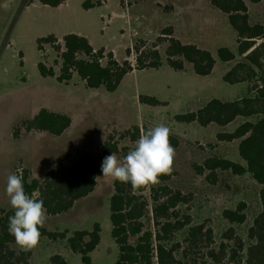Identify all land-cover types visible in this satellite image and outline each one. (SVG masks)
Returning a JSON list of instances; mask_svg holds the SVG:
<instances>
[{"label":"rangeland","instance_id":"374dc122","mask_svg":"<svg viewBox=\"0 0 264 264\" xmlns=\"http://www.w3.org/2000/svg\"><path fill=\"white\" fill-rule=\"evenodd\" d=\"M86 1L66 0L58 7H50L39 0H0V206L12 209L5 193L9 174L21 171L23 176L28 171L30 179H42L55 164L66 162L67 155L99 152L111 134L124 133L134 126L147 130L163 123L170 128V137L178 139V146L171 144L175 149L171 179L148 185L145 195L151 201L150 208L152 187L167 185L190 195L189 203L178 206L180 214L191 217V226L206 223L213 229L212 247L216 251L223 243L229 248L235 246L233 241L224 239L228 229L234 228L235 235L245 244L240 252L245 264L247 248L254 243L248 237L249 228L262 210V186L250 173L237 176L230 171H218L217 181L213 182L207 177L209 172L200 175L194 165H203L211 157L246 165L239 154L240 140L224 142L217 136L235 131L246 120L256 122L258 118L239 117L225 127L217 124L203 127L197 122L179 123L175 119L176 115L197 111L215 98L236 101L253 95L247 83L224 81L225 74L243 60L237 51V33L227 16L210 0H99L103 3L101 6L85 9ZM167 27L173 28L174 36L182 43L194 44L212 53L216 65L210 75H197L187 62L182 71L167 64L168 45L158 42ZM70 33L87 37L95 49L112 52L119 62L127 59V49L136 43L145 41L148 46L156 43L162 66L134 70L115 92H107L103 87L87 88L76 73L68 84L59 83L56 77L62 60L51 45L44 44L39 50L38 40L54 34L63 43V37ZM221 47L230 48L236 59L222 62L217 54ZM129 59L135 63V54ZM40 62L53 67L57 76H41ZM106 62L103 60L104 65ZM141 95L157 97L166 104H141ZM42 108L70 116V128L60 136L23 131L15 139V129L24 120L33 119ZM119 142L121 152L116 155L122 159V149L127 147L129 152L136 142L130 139ZM114 182L110 177L101 176L91 195L64 214L47 215L42 228L52 232L68 230L71 236L77 230L91 231L99 223L101 242L91 254L92 264H115L119 249L111 234L110 220ZM242 202L246 203L244 223H231L224 218L225 210H236ZM145 222L147 227L152 226V215ZM191 226L176 233L174 242L184 244ZM31 252L30 264H50L51 257L57 254L70 264H82L81 255L70 249L67 239L54 242L41 237ZM198 252L199 255H192L197 264L209 262L206 249ZM176 255L183 259L181 251Z\"/></svg>","mask_w":264,"mask_h":264},{"label":"trees","instance_id":"16d2710c","mask_svg":"<svg viewBox=\"0 0 264 264\" xmlns=\"http://www.w3.org/2000/svg\"><path fill=\"white\" fill-rule=\"evenodd\" d=\"M258 2L259 0H253ZM43 5L58 7L66 0H39ZM99 0L84 2L85 9L101 6ZM211 4L224 13L231 27L237 33V51L243 60L232 67L224 76V81L230 84L247 83L249 92L253 95L236 101L212 99L195 112L179 114L175 119L179 123L197 122L203 127L217 124L225 127L241 117L257 121L246 120L233 132L219 133V141L233 142L240 140L239 154L246 165L220 157L208 158L203 165H194L200 175L209 172L208 179L217 181L218 171H230L234 175L242 176L250 173L254 180L262 186L260 200L262 210L249 228L248 237L254 243L247 248L245 264H264V25L250 23L249 8L244 0H211ZM63 43L51 34L38 40L39 50L44 44L51 45L62 60L60 74L57 76L53 67L44 62L38 64L43 77H56L59 83L68 84L76 73L86 84L87 88L103 87L107 92H115L124 78L134 70L160 68L162 56L156 43L145 41L136 43L127 49V59L119 62L112 52L106 53L104 48L95 49L85 36L70 33L63 37ZM158 42H166L167 64L176 71L185 69V63L192 65L194 72L200 76L210 75L216 65V60L209 50L194 44H184L174 36L172 27L162 30ZM135 54V63L129 58ZM222 62H232L236 54L228 47H221L217 51ZM107 60L103 64V60ZM141 104L149 106L164 105L157 97L141 95ZM72 119L62 113L42 108L33 119L24 120L14 131V138L21 137L23 131L47 132L54 136L62 135L70 128ZM141 128L134 126L121 134H111L96 153L84 152L77 155H67L66 162L55 164L42 179H30L25 171L23 183L25 191L31 196L39 193L47 209V215L57 216L70 211L78 201L91 195L102 176L101 163L105 156L112 152H121L120 140L139 139ZM118 136V139H117ZM174 147L178 146V139L170 137ZM126 156L129 148L125 147ZM173 173L161 175L159 181L167 182ZM148 185L133 190L131 184L114 182V194L110 199V220L112 237L119 249V256L115 264H197L192 255H199L206 249L205 257L209 262L205 264H243L240 252L245 249L243 240L235 235V229L230 228L224 234V239L233 241L235 246L229 248L226 244L216 251L214 232L206 223L191 226L189 215L182 216L178 211L181 203H189L190 195L180 190H174L167 185L151 188V200L145 192ZM246 203L242 202L236 210L227 209L223 216L231 223L242 224L246 221ZM14 214L13 209L0 206V264H30L32 252L14 251L15 239L8 232V217ZM152 215V226L147 227L146 218ZM151 220V219H150ZM191 226L184 244L175 243L176 233ZM41 237L51 241L67 239L70 249L81 255L82 264H92L91 254L101 242V225L95 223L91 231L77 230L71 236L69 231L52 232L40 228ZM135 239V242L132 240ZM182 252L183 259L177 257ZM199 254H198V253ZM240 257V258H239ZM228 260L226 261V259ZM50 264H70L63 256L57 254L51 257Z\"/></svg>","mask_w":264,"mask_h":264},{"label":"clouds","instance_id":"9594fccd","mask_svg":"<svg viewBox=\"0 0 264 264\" xmlns=\"http://www.w3.org/2000/svg\"><path fill=\"white\" fill-rule=\"evenodd\" d=\"M264 61V58H262ZM171 130L161 123L141 130L135 148L122 159L115 153L105 156L101 163L103 177H110L138 190L149 184L159 183L161 175L173 171L175 149L170 143ZM5 193L14 214L8 217V232L15 239L16 254L27 253L38 246L40 228L47 220V209L38 192L28 195L21 174H9Z\"/></svg>","mask_w":264,"mask_h":264},{"label":"crops","instance_id":"0c3cea01","mask_svg":"<svg viewBox=\"0 0 264 264\" xmlns=\"http://www.w3.org/2000/svg\"><path fill=\"white\" fill-rule=\"evenodd\" d=\"M249 8L250 23L252 25H264V0L254 2L253 0H244ZM211 3V0H210Z\"/></svg>","mask_w":264,"mask_h":264},{"label":"built area","instance_id":"2783aa9c","mask_svg":"<svg viewBox=\"0 0 264 264\" xmlns=\"http://www.w3.org/2000/svg\"><path fill=\"white\" fill-rule=\"evenodd\" d=\"M18 174H21V171H19Z\"/></svg>","mask_w":264,"mask_h":264}]
</instances>
